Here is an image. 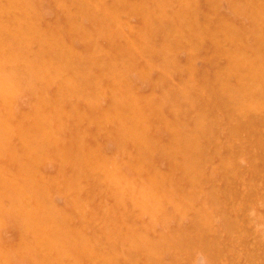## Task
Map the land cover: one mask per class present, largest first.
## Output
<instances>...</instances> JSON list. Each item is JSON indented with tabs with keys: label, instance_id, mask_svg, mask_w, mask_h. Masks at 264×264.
<instances>
[{
	"label": "rangeland",
	"instance_id": "obj_1",
	"mask_svg": "<svg viewBox=\"0 0 264 264\" xmlns=\"http://www.w3.org/2000/svg\"><path fill=\"white\" fill-rule=\"evenodd\" d=\"M0 264H264V0H0Z\"/></svg>",
	"mask_w": 264,
	"mask_h": 264
}]
</instances>
